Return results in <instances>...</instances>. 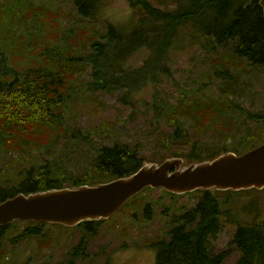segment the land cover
Returning <instances> with one entry per match:
<instances>
[{
    "label": "trees",
    "instance_id": "trees-1",
    "mask_svg": "<svg viewBox=\"0 0 264 264\" xmlns=\"http://www.w3.org/2000/svg\"><path fill=\"white\" fill-rule=\"evenodd\" d=\"M258 1L131 0L130 6L137 16L132 14V20L126 21L124 26L109 23L105 30L80 26L73 31L61 30L57 6L53 3L44 6L33 0H0V153L9 161L14 158L19 162V154L32 146L38 147L31 161L22 160L29 164V167L23 166L27 171L23 179L14 175L11 184L3 185L0 181V200L20 192L27 194L53 187L109 181L134 172L144 161L161 162L166 156L182 157L188 164L212 159L226 151L240 154L262 143L264 96L261 107L256 110L246 107L241 99L247 93L251 95L254 84L260 82L259 75L250 69L264 70V16ZM98 2L101 0H72L80 18L92 15ZM36 9L38 18L34 15ZM183 30L191 31L192 41H197L207 54L208 66L202 75L208 83L198 85L205 87L215 80L219 83L211 94L194 96L190 91L175 104L154 100L157 120L161 118L166 125L174 127L162 133L161 141L166 144L163 156L158 160L139 156L138 143L115 140L112 145L99 144L94 136L102 142L109 139L113 130L110 122H101L90 132L69 130L68 122L75 114L73 109L80 95L118 90L123 98L143 86L159 83V76L170 69L168 53ZM200 40H205V47ZM142 49L148 53L142 64L129 67L130 57ZM246 64L251 68L247 69ZM191 130L201 131L212 142L200 148L192 143L187 155L172 148L171 142L188 140L187 132ZM41 133L49 140L39 146L36 139ZM59 135L67 137L65 148L57 146ZM216 145L221 147L215 149ZM199 150H204V157L199 155ZM74 152L87 159L85 163L74 165L79 167L77 173L67 170L60 159ZM44 158L45 162L40 161ZM18 170L17 164L14 171ZM146 189L154 188L145 187L121 208ZM250 190L264 192V188H252L197 189L184 193L201 192L202 195L189 213L172 221L174 226L167 240L152 241L156 250L155 264H220L229 255V249L213 255L210 238L225 222L222 217L229 196ZM221 193H227L223 203ZM256 216L251 222L236 225L230 241L238 252L234 264H264V205L262 215ZM105 220L82 221L74 227H80L84 234L95 233L96 226ZM16 221L27 223L19 229V235L26 241L36 240L41 246L49 245L50 227L73 228L57 223L14 220L0 225V243ZM86 242L83 235L67 264H75Z\"/></svg>",
    "mask_w": 264,
    "mask_h": 264
},
{
    "label": "rangeland",
    "instance_id": "rangeland-1",
    "mask_svg": "<svg viewBox=\"0 0 264 264\" xmlns=\"http://www.w3.org/2000/svg\"><path fill=\"white\" fill-rule=\"evenodd\" d=\"M33 2L44 6L50 3L55 4L61 30L76 31L80 26L87 28L97 26L99 30H105L109 23L117 27L124 26L126 21L132 20V14L136 15L130 6L131 0H101L94 13L83 18H80L76 12L72 0H33ZM62 10L64 13L60 12ZM36 12L34 15L38 18L39 10L36 9ZM191 36V31H181L173 49L168 53L170 69L159 76L160 82L156 85L148 84L123 98H120L122 92L118 90L96 91L80 95L73 109L75 114L68 122L69 130L75 128L90 132L101 122L113 123L109 139L102 142L94 136L99 144L112 145L115 140L127 144L138 143L139 156L148 160H158L165 154L163 152L166 144L161 141L162 133L172 131L174 127L166 125L161 118L157 120L155 116L158 114L154 100L156 99L157 102L167 100L175 104L180 97L191 92L194 96L198 93L211 94L217 90L216 86L219 83V80H215L205 87L198 85L202 82L208 83V79L202 75L208 66L207 54L197 41H192ZM200 41L205 47V40ZM219 49L229 53L228 50ZM147 54L144 49L135 52L128 60V66H140ZM245 66L247 69L251 68L249 64ZM250 70L259 75L260 82L254 84L251 95L247 93L241 99L246 107L256 110L261 107V98L264 96V70L255 71L252 68ZM187 134L188 140L178 139L171 142L172 148H177L184 155H187L192 143L200 148L202 144L212 142L208 135L201 131L191 130ZM66 138L59 135L57 146L62 145L59 149L66 147ZM48 140L47 135L41 133V136L39 134L36 139V144L42 146ZM219 147L221 146L216 145L215 149ZM30 148L29 151L19 154L17 158L19 162H16L14 158H11L13 161H9L0 153V181L4 182L3 185L13 183L14 175L20 180L23 179L27 172L24 171L23 166L29 167V164L22 163V160L31 161L38 149L36 146ZM198 153L201 157L205 155L204 150H199ZM86 157H89L88 153ZM55 159L56 161L62 159L65 168L73 173L79 170V167L74 166L75 164L87 161L77 152ZM45 160L44 158L40 161L45 162ZM17 164L19 170L14 171V166ZM226 194H219L222 203L225 201ZM201 195V192H194L189 195L175 196L165 193L161 188L146 189L112 217L97 225L95 233L84 234L80 227H50L48 231L50 247H47L49 245L41 246L33 239L29 241L23 239L18 231L27 223L16 221L8 228L7 238L0 243V264H67L73 249L83 235L87 240L86 246L80 257L76 258L75 264H155L154 247H145V245L160 239L167 240L169 229L173 226L172 221L189 213ZM229 199L222 217L225 222L209 242L213 255L229 249V255L220 264H234L238 252L230 241L236 225L251 222L255 215L256 217L262 215L264 192L250 190L238 196H229Z\"/></svg>",
    "mask_w": 264,
    "mask_h": 264
},
{
    "label": "water",
    "instance_id": "water-1",
    "mask_svg": "<svg viewBox=\"0 0 264 264\" xmlns=\"http://www.w3.org/2000/svg\"><path fill=\"white\" fill-rule=\"evenodd\" d=\"M258 2L264 16V0ZM145 187L175 194L197 189H263L264 141L240 154L226 151L188 164L179 156H166L161 162L144 161L128 175L92 185L20 192L0 200V225L33 220L74 227L82 221L105 220Z\"/></svg>",
    "mask_w": 264,
    "mask_h": 264
},
{
    "label": "flooded vegetation",
    "instance_id": "flooded-vegetation-1",
    "mask_svg": "<svg viewBox=\"0 0 264 264\" xmlns=\"http://www.w3.org/2000/svg\"><path fill=\"white\" fill-rule=\"evenodd\" d=\"M178 195H183V194H178ZM118 211H119V210H118ZM118 211H117V212H118ZM117 212H116V213H117ZM173 226H174V225H173ZM173 226H172V227H173ZM172 227H171L169 230H171ZM151 243H152V242H151ZM151 243H149L150 245L146 244L145 247H150V248H152V247H151V246H152ZM153 250H154V258H155L156 250H155L154 248H153ZM154 261H155V260H154Z\"/></svg>",
    "mask_w": 264,
    "mask_h": 264
}]
</instances>
